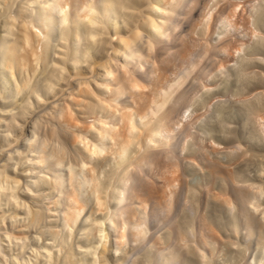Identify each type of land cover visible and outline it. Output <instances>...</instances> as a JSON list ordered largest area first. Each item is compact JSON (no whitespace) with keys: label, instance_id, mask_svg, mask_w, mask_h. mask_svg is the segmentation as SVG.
<instances>
[{"label":"bare ground","instance_id":"obj_1","mask_svg":"<svg viewBox=\"0 0 264 264\" xmlns=\"http://www.w3.org/2000/svg\"><path fill=\"white\" fill-rule=\"evenodd\" d=\"M208 1L0 0V264H264V182L187 152L189 101L245 47ZM201 157L227 187L183 227ZM212 196L237 211L226 234Z\"/></svg>","mask_w":264,"mask_h":264},{"label":"rangeland","instance_id":"obj_2","mask_svg":"<svg viewBox=\"0 0 264 264\" xmlns=\"http://www.w3.org/2000/svg\"><path fill=\"white\" fill-rule=\"evenodd\" d=\"M215 1H219V0H215ZM228 1L229 0H227V2H226V0L219 1L218 8H223L227 5V7H225L227 9L223 8L224 11L226 10L225 13H227V12L233 13L231 17L235 18L239 22V24L240 23L243 24L242 23L243 20L245 22L247 21V23H244L243 26L241 24L240 25H241V27H244V25L246 24V26H248V27H246V29L244 28L245 30L240 27L241 29L239 28V31L237 30V35L240 34L241 36L239 35L240 38H239V36L236 37V38L240 39V41L242 39H244V40H242V42L244 44L241 42L242 44H239V46L241 47V45L242 46L244 45L245 47H242L243 49L241 50L242 52L241 51L239 52L240 54L238 53L239 50L236 51L237 52L236 55H238V56H237V60H234V61L230 60L231 59L230 56L229 57L225 56V54L223 53V56H225L226 59L230 61V63H232V61L234 62L233 63L234 65L228 63L229 64V65H227L228 69L225 68L224 69L225 71H224L222 68H220L222 70H219L218 68L219 67L224 68L225 65L224 64H218L217 65L218 68L215 67L216 70L214 71L217 73V76L214 79L210 78L208 81V82H210V83H208L209 86H206L205 88L202 87L199 95H197L195 98H192L191 102L189 101L190 109L183 116L184 120H185V118L189 119L191 116H193L194 113H196V116H199L200 114H202V112H205V113H203L204 115L202 114L203 117L201 115L198 118L196 116H193L197 120L198 119H200V120H198V122H196V124L194 126L195 129L194 128H193V130L191 129L192 135L188 137L187 152L190 153V155L192 157H194L198 154H200V155L202 154V155L206 156L207 159L209 157H211V158H209V160H211L213 158H215L214 160L217 159L218 161H216V162H218V163L224 162L225 164H229V162H230L231 164L229 166L233 167L231 169L234 172L236 171L235 174L237 176L239 175V178L243 181L247 180L248 182L250 181V183H251V182H260V180H261L262 182H264L263 181L264 180V175H263L264 172H263V170H262L263 173L260 171L261 169H264V154H262V153H264V138H262V136L264 137V135H262V133H261L262 131L259 128V126H260L259 124L261 123V121H260V119H258V118H261L260 115H262V114L264 115V94H263L264 93V3H263L264 0H254V1L238 0V3L235 2V0H230V2L232 4ZM213 2H214V0L213 1L211 0V1H208L206 3V5L204 7L205 13H207L206 10L209 11ZM233 2H235V4L236 3L237 4L235 5ZM248 2H250V3H248ZM222 4H224V5L222 6ZM250 4H253L254 6L251 7ZM238 6H240V7H238ZM242 6H244V7H242ZM257 6L261 8L260 11H259V8ZM231 7H233V8L231 10H229ZM234 7H236V10ZM250 8H252V10ZM256 8L258 9V11H256ZM232 11H234V12H232ZM234 13H236V14H234ZM246 13L248 14V16H246L247 15ZM242 14H244V16H242ZM250 16H252V18ZM239 17H241V18H239ZM238 19H241V20L239 21ZM248 21H251V22H248ZM249 23H250V25H249ZM204 24H208V23L207 22L203 23L201 25V27L200 26L198 27V29L201 31L200 32L198 30V34L201 33L200 34L201 36H203L204 34L207 35L205 33V32H207V30H206L207 26L205 25V27H204L203 26ZM202 26L204 27L203 28L204 30L202 29ZM254 29H257V30H254ZM243 30H244V32H243ZM245 31H246V33L248 32L247 34L249 36L245 33ZM254 31L255 32L259 31L260 33L259 32L258 33L262 34V35H258L257 32H256L257 33V35H256V33ZM241 32L243 34H241ZM261 32H263V33H261ZM252 34H253V36H251ZM245 35H247V36L245 37ZM247 38H248V42H246ZM250 39H252V42H249ZM239 42L235 41L234 42L235 45H233L232 48H234V47L236 48V46L238 45ZM248 43H250V44H248ZM232 51H233V49H232ZM236 55H235V57H236ZM225 57H224V60L227 61L225 59ZM221 58H222V54L219 57L220 61L222 62L223 60H221ZM225 61H223V63L227 64ZM226 70H227V72H226ZM221 71H223V72H221ZM222 73H223V75H222ZM224 74H225V76H224ZM210 86H212V87H210ZM200 110H201V112H200ZM198 112H200V113H198ZM190 119H192V117ZM211 138H212V140L210 141ZM197 140H199L201 143V147L203 148L202 151L200 149V146H198V144L195 143ZM209 142H210V144H208ZM212 142H214V144ZM233 142H235V143H233ZM245 142H247L248 144ZM249 142H250V144H249ZM254 142H255V144H254ZM211 143L214 146H212ZM257 144H258V146H257ZM217 145L220 147L218 148ZM224 145H226V146H224ZM229 145L232 147L233 146H235V147L232 148V147H229ZM242 145H244V146H242ZM247 145L249 147L251 145V147H250L251 149ZM254 146H255V148H254L255 150L253 149ZM211 147H212V149H211ZM215 147H217V148H215ZM237 147H238V149H237ZM208 148L211 150H209ZM207 150L209 151V153ZM238 150H240V151H238ZM219 151H220V154H219ZM246 151L249 153H247ZM245 152L247 153V155L244 154ZM208 155H209V157H208ZM261 158H262V160H261ZM186 160H189V162H187ZM186 160H185L186 162H184V165H185V170H186V174H187V178H188L187 180L190 181V182L187 181L188 182V189H189L188 198H189L190 202L192 203V208H193V206L195 208H193L194 216H191V215H193L191 213L192 211L189 212L188 210H185V209L181 210L180 215H179L180 218L179 217L178 218H179V223L181 225L183 224V227L184 226L188 227L191 223L195 224L196 219H194V218L197 217L195 214L198 213V211L200 210L199 208H202V205H203L202 199H201L203 196L202 192L204 191L205 187L207 188L209 186L210 182L215 180L214 184L212 183V185L215 188L217 187L216 190L220 189L219 186L221 187V189H223L222 187H224L225 189L227 187L226 181L223 180L221 177L222 175L212 176L209 173V171L205 170L206 167L202 166L205 163H207L208 160L201 157L202 161L199 164L197 163L196 166H193V164L195 165L193 158H187ZM214 160H212V161H214ZM204 161H205V163H204ZM200 166L203 167V169ZM259 168H261V169L259 170ZM260 173H262V174H260ZM195 175H196V177H195ZM218 176H219V178H218ZM262 176H263V179L259 178ZM255 179H257L258 181ZM225 189H223V190H225ZM212 197H211V199L209 198V201H207V203H205L206 209L207 208L209 209V210L207 209L206 212L209 213V216L211 215L210 217H212V216L217 217L218 216L221 219L220 220V219H216L215 217H213L212 220H213V223L218 226V227L217 226H215V227L218 229L221 227L220 229L223 232V234L224 233L226 234L227 233L226 230L228 229L227 228L228 226L226 225L225 222H226V220H229V217L231 218L232 215L234 216L237 213V211L234 210L230 216L227 213L229 211L227 206L224 203H222L219 200V198H217L216 196H215L216 200L214 199L215 198L214 196H212ZM200 203H202V204H200ZM198 205L201 207H198ZM196 207H198L197 212H196ZM223 209H224V213H223ZM225 210H227V212H225ZM186 213H188V214L190 213V215H188ZM212 214H214V215H212ZM224 216L225 217L228 216V217L225 219ZM214 221H216V222H214ZM165 232L162 231V233L164 235H165ZM226 244H227V247H229V248H227L228 249L227 253H229V251H231L230 248L232 246L229 245L230 244L229 241H226ZM234 249L235 248H233L232 250H234ZM193 254H194V252H193ZM193 256H195V254Z\"/></svg>","mask_w":264,"mask_h":264}]
</instances>
